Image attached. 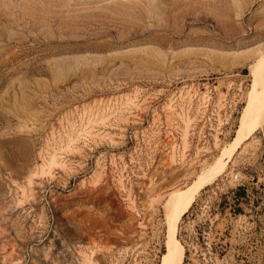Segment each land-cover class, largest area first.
Listing matches in <instances>:
<instances>
[{"label":"rangeland","instance_id":"1","mask_svg":"<svg viewBox=\"0 0 264 264\" xmlns=\"http://www.w3.org/2000/svg\"><path fill=\"white\" fill-rule=\"evenodd\" d=\"M259 47L264 0H0V264H160L163 202L232 142ZM178 239L264 264V127Z\"/></svg>","mask_w":264,"mask_h":264},{"label":"bare ground","instance_id":"2","mask_svg":"<svg viewBox=\"0 0 264 264\" xmlns=\"http://www.w3.org/2000/svg\"><path fill=\"white\" fill-rule=\"evenodd\" d=\"M259 48L255 52H251L253 56H249L253 59L248 65L252 82L232 142L224 147L216 158L204 164L200 171H194L197 172L196 174L189 172L191 176L195 175L192 181L188 182L189 184L185 187L171 191L163 202L166 238L165 252L161 257L160 264H184L185 247L178 239L179 225L183 216L191 208L199 192L227 172L239 148L251 139L260 128L264 127V48ZM189 173L187 176L190 175Z\"/></svg>","mask_w":264,"mask_h":264},{"label":"trees","instance_id":"3","mask_svg":"<svg viewBox=\"0 0 264 264\" xmlns=\"http://www.w3.org/2000/svg\"><path fill=\"white\" fill-rule=\"evenodd\" d=\"M237 193L239 194V196H245V195H247L246 189L244 187H239L237 189ZM236 211L239 212V211H241V209L239 207H237Z\"/></svg>","mask_w":264,"mask_h":264}]
</instances>
